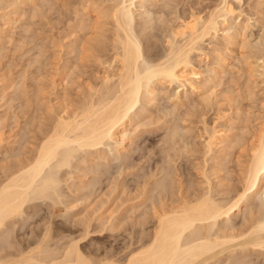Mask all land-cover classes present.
<instances>
[{"label":"rangeland","instance_id":"rangeland-1","mask_svg":"<svg viewBox=\"0 0 264 264\" xmlns=\"http://www.w3.org/2000/svg\"><path fill=\"white\" fill-rule=\"evenodd\" d=\"M120 1L0 0V181L35 157L58 116L67 119L80 111L103 77L119 69L113 20L100 16ZM227 2L234 11L227 27L219 24L218 33L207 36L191 56L194 70L201 74L200 89L191 93L163 82L155 85L154 97L142 95L122 133L128 139L126 148L109 140L75 153L72 165L57 173L58 197L25 204L22 216L1 228L0 259L7 261L11 254L13 258L14 252L26 254L48 238L52 250L72 242L86 257L120 264L152 233L157 208L167 210L182 199L192 200L206 190L204 182L216 198L241 193L251 136L264 117V0ZM220 3L134 0L132 34L144 60L162 59L174 29L195 15L207 18L222 7ZM233 36L234 44L229 40ZM218 54L224 63L211 83ZM214 131L229 137V144L224 151H219L221 145L207 153ZM260 190L215 228L241 233L245 225L263 218L264 178ZM247 255V264L264 263L261 250Z\"/></svg>","mask_w":264,"mask_h":264},{"label":"bare ground","instance_id":"bare-ground-1","mask_svg":"<svg viewBox=\"0 0 264 264\" xmlns=\"http://www.w3.org/2000/svg\"><path fill=\"white\" fill-rule=\"evenodd\" d=\"M220 1L222 7L212 10V14L207 18L193 15V19L183 22L178 28L175 27L176 29L171 32L168 40L167 45L169 47L166 55L162 56L159 61L152 60L151 63L144 60L143 48L135 35L132 34L133 9L136 7L134 0H121L111 11L102 12L100 17L107 18L110 16L115 26L113 49L115 50V62L119 65V69L115 73L103 77L101 84L96 86L98 88L94 90L83 108L78 107L80 111L74 115L70 114L73 117L66 116V119L64 116H62L63 118L58 116L55 126L53 129L51 127L52 131L47 134L48 136L46 135L47 137L38 147L39 149L32 160L19 165L18 168L15 166L16 169L13 168L14 171H10L9 174L5 172L8 175L5 176V174L4 181H0V232H2L1 228L5 227L8 222L22 216L21 214L25 212V208L23 209L25 204L41 199L52 200L55 198L53 196L59 195L57 192L59 190L56 189L61 182L57 173L59 169L69 167V164L73 163L71 159L80 149L83 151V149L98 148L112 140L116 142L117 147L124 150L128 139L122 133H124L126 125L132 121V113L140 102L141 96L143 95L145 98L154 97L156 84L163 82L170 86L179 84L183 89H190L191 93L200 89L198 85L201 74L194 70L191 56L200 50L199 46L207 36L218 33L219 24L227 27L229 17L232 18L234 14L232 7L227 2L228 0ZM141 8H144V5H141ZM96 31L102 30L97 29ZM227 32H225V36H227ZM235 39L234 36L230 37V43L234 44ZM89 45L91 46V44ZM218 55L216 67L211 70V83L219 77L218 74L222 70L221 64L224 63V59ZM261 68L264 77V59H262ZM260 126V129L253 130L256 133L251 136L252 142L251 140L250 142L252 144L249 143L248 149L251 153V159L248 167L246 166V174L243 176L245 182L241 193L232 198L228 196L227 200L224 199L226 196L222 198L221 192L222 196L216 198L209 182H204V184L207 183L206 190L203 189L204 191L195 194L192 200L182 199L183 202L180 205L173 207L171 204L173 208L170 207L167 210L162 209L160 211L157 208L158 211L153 214L155 226L152 233L145 242L142 243L141 241L140 247L138 246L139 248L130 252L127 259L120 264H244L250 258L247 255L250 250L253 252L257 249L264 252V217L258 218L250 224L248 222L247 225L244 224L247 229L241 233L239 231V233L234 234L230 228L227 230L228 227L218 228V230L215 228L217 223L224 219L228 220L231 215L238 212L241 204L250 197L248 195L252 196L262 188L264 178V117ZM221 131H214L209 135L206 144L207 153L221 145L224 146L220 147L219 151L227 149L229 137L224 136ZM231 147L228 149L231 150ZM206 176L204 174L203 177L206 178ZM4 177L1 176V178ZM219 190L218 192H220ZM218 192L217 194L221 195ZM158 194L161 192L159 191ZM47 235L46 233L45 237H49ZM47 239L41 240L38 245L36 243V247L30 249L27 247L30 251L26 254L19 251L23 254L14 252L16 255L13 254V258L12 254L9 255L12 259L6 257L8 258L7 261L1 258L0 264H116L115 262L95 261V258L93 260L88 256L87 258L80 252L78 245L72 242L71 244L67 243L66 247L61 246L60 249L52 250L46 244ZM238 252L241 254L240 257H237ZM16 256L17 258H15Z\"/></svg>","mask_w":264,"mask_h":264}]
</instances>
